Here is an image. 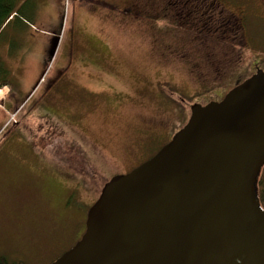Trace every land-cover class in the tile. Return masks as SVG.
<instances>
[{
    "label": "rangeland",
    "instance_id": "rangeland-1",
    "mask_svg": "<svg viewBox=\"0 0 264 264\" xmlns=\"http://www.w3.org/2000/svg\"><path fill=\"white\" fill-rule=\"evenodd\" d=\"M38 1L37 12L46 13L35 21L38 32L14 35L11 24L0 37V45L11 35L17 41L4 50L14 91L0 93V259L10 264L59 258L81 238L103 184L136 163L142 138L155 136L145 159L170 140L193 103L219 100L237 81L264 69V0H208L198 20V9L180 7L183 15L169 0ZM33 2L18 6L31 11ZM17 19V29L26 26ZM219 24L220 44H203L202 33L217 32ZM202 52L217 63L228 55L232 64L207 71L210 61ZM68 63L71 72L42 110L20 108L31 95L37 100Z\"/></svg>",
    "mask_w": 264,
    "mask_h": 264
},
{
    "label": "water",
    "instance_id": "water-1",
    "mask_svg": "<svg viewBox=\"0 0 264 264\" xmlns=\"http://www.w3.org/2000/svg\"><path fill=\"white\" fill-rule=\"evenodd\" d=\"M189 110L153 157L103 185L51 264H264V71Z\"/></svg>",
    "mask_w": 264,
    "mask_h": 264
},
{
    "label": "trees",
    "instance_id": "trees-1",
    "mask_svg": "<svg viewBox=\"0 0 264 264\" xmlns=\"http://www.w3.org/2000/svg\"><path fill=\"white\" fill-rule=\"evenodd\" d=\"M197 1H199V2H202V1H204V0H197ZM208 0H206V2H207ZM20 3V0H0V28L2 27V25H4V23L8 20V18L13 14V13H16V17H18V18H21V20H23V21H30L31 19H32V17H33V15L31 14V11H29L27 8H22V6H20L19 8L17 7V4H19ZM30 7V6H29ZM17 9V11L15 12V10ZM192 9H195V8H192ZM178 10V12L181 14H183L184 15V13L182 12V10H181V8L180 9H177ZM198 14H197V17H194L193 16V18H195V19H200V18H203L204 17V11L201 9V8H198ZM211 17V16H210ZM188 18V17H187ZM175 19H177V16L175 15ZM197 19V20H198ZM180 21H184L185 22V18L184 19H179ZM196 20V21H197ZM211 20L214 22L215 21V19L214 18H212L211 17ZM158 21H165V19L164 18H162V19H159ZM172 24L173 25H175V23L174 22H172ZM15 25H16V22H15ZM21 28V27H20ZM218 28H219V30L216 32L215 30H213V31H205L204 33H202L203 34V38L202 39H200V41H203V44L204 43H209V44H213V45H215V44H220L219 42H220V40H222L223 39V37H222V34L224 33V32H222L223 31V27H222V25H220L219 24V26H218ZM221 28H222V30H221ZM22 29V28H21ZM222 33H221V32ZM57 33V32H56ZM59 34V33H58ZM1 36H3V34H1L0 33V37ZM56 36H57V34H56ZM234 36H236L235 38H238L239 36H241L238 32H237V30L234 32ZM57 37H53L52 38V41L49 43V47H48V58L49 57H51L52 55H53V52H54V50H55V47H56V44H57ZM196 42V41H195ZM240 42H241V40H238V44H235V46L236 45H240ZM17 43H16V40H14V38H12V39H8V40H5L1 45H0V89H2L3 87H7L9 90H10V92L11 91H14V86H13V84H12V81H11V79H10V76L8 75V62H7V60H6V55H5V52H4V50H6V49H8V50H11V48L14 46V48H15V45H16ZM183 44H186V41H183ZM5 48V49H4ZM4 49V50H3ZM1 50H2V52H4V55H2V53H1ZM231 50V49H230ZM203 53V52H202ZM210 54H212V53H210ZM209 54V52H204L203 53V58H204V61L206 62V61H210V62H206V70L207 71H209V70H212V71H215V72H218L220 69L219 68H224V69H227L228 68V66L227 65H229V64H232V61L231 60H229V58H228V55H225L224 56V58H225V62L224 63H221V62H218L217 63V61H216V58L214 57L213 59L212 58H209L210 55ZM230 54V53H229ZM72 53L71 54H69V56H68V58H70V60H71V57H72ZM198 55H201V54H198ZM230 56V55H229ZM199 59H201L202 58V56H197ZM216 57L217 58H219V56L216 54ZM75 58V57H74ZM50 60V59H49ZM49 60H47V62L49 61ZM76 61H77V59H76ZM75 61V62H76ZM231 61V63H227V62H230ZM70 62V61H69ZM203 62V61H202ZM204 62V63H205ZM225 63H227V65H225ZM234 63V62H233ZM69 64V63H68ZM72 65L71 64H69V65H67V67H66V65H65V69H64V71H62L61 72V74H60V76L57 78V79H55L53 82H51L47 87H46V89H45V91L42 93V95L37 99V100H34V101H31V98H32V95L31 96H29L28 98H27V101L24 103V105L22 106V107H20L19 105H18V107H20L21 109L23 108H25V106L28 104L29 106H30V108H27L26 109V112L27 113H29V112H32V111H35V110H42L44 107V105H45V102L46 101H48V99L47 98H49V96L50 95H52V94H54L55 92H56V90L59 88V85L61 84V82H62V80H63V77H67V75H69V73L71 72L70 71V67H71ZM84 67V66H83ZM69 69V70H68ZM78 69H79V66H78ZM198 72H201V71H198ZM214 72V73H215ZM202 79H204V78H202ZM196 81H197V79H196ZM78 88H82L81 86H78ZM31 101V102H30ZM19 108V109H20ZM20 109V110H21ZM87 110H91V109H89V108H86ZM61 115H63V114H61ZM63 116H65V115H63ZM48 122H50L51 120L50 119H52V117L51 116H48ZM65 118L66 119H68L69 118V116L67 115V116H65ZM75 120L78 122V120L79 119H77V118H75ZM70 122V121H69ZM75 121H73L72 123H74ZM79 123V122H78ZM79 124H84L83 122L82 123H79ZM13 127H17V126H13ZM17 129H18V127H17ZM17 137L19 138V142H25L28 146H29V148H30V152H31V154L33 155L34 154V152H33V148L32 147H30V144H28V142L26 141V138L24 137V136H22L21 135V133H20V130L18 129L17 130ZM152 136V135H151ZM154 137L155 136H153L152 137V139H150L149 141H143L142 143H140L141 145H142V148H143V151L144 152H146V150H147V146L148 145H150L152 142H153V140H154ZM146 142H147V144H146ZM35 157H37V156H35ZM77 187H79V183L77 184ZM0 264H10L8 261H7V259H5L4 257H1V259H0ZM12 264H22V262H17V263H12Z\"/></svg>",
    "mask_w": 264,
    "mask_h": 264
},
{
    "label": "flooded vegetation",
    "instance_id": "flooded-vegetation-1",
    "mask_svg": "<svg viewBox=\"0 0 264 264\" xmlns=\"http://www.w3.org/2000/svg\"><path fill=\"white\" fill-rule=\"evenodd\" d=\"M221 1V0H220ZM202 2H206V1H202ZM202 2H199L197 0H169V5L170 6H174L176 5L178 9L181 8H186V7H190V8H195L198 9L202 8V10H208L205 9L206 6H204V4H201ZM200 4V6H196L197 4ZM260 69V68H259ZM264 70V69H262ZM142 141H144V139L142 138ZM145 152H141V155L137 156V152L135 153V161L136 162L132 168L128 169L127 171H125L124 173H128L129 171H131L133 168L137 167L138 165H140L142 162L146 161L147 159H149L151 156L144 158ZM257 196H258V202H259V206L261 208V210L264 212V166L262 167L259 177H258V183H257Z\"/></svg>",
    "mask_w": 264,
    "mask_h": 264
},
{
    "label": "crops",
    "instance_id": "crops-1",
    "mask_svg": "<svg viewBox=\"0 0 264 264\" xmlns=\"http://www.w3.org/2000/svg\"><path fill=\"white\" fill-rule=\"evenodd\" d=\"M27 1V0H26ZM110 1H112V0H110ZM64 2V1H63ZM26 3V2H25ZM36 3V7L34 8V7H32L31 8V5H30V7H28L29 9H32L31 10V14L33 15V17H32V21L34 22V24L36 25V23H35V21L37 22V19L38 20H44V17L43 16H45V14H39L38 12H37V10H38V6L40 5V3H39V1L38 0H34V2L32 3V4H35ZM48 6H49V3H48ZM48 8V7H47ZM30 11V10H29ZM18 19H16L15 21H17ZM14 21V20H13ZM29 21V20H28ZM23 22H25V21H23ZM99 22V21H98ZM17 23V22H16ZM97 24V23H96ZM15 25V24H14ZM13 25V26H14ZM12 32H14V35H20V36H28V35H30L31 33H33V31L32 30H30V28L27 26H24V27H22V29L21 28H19V29H17L16 28V25H15V29H13L12 28ZM14 35H11L10 37H11V39L13 38V36ZM9 38H6L5 40H8ZM14 40H16V39H14ZM104 41H106V36L104 35ZM31 42V41H30ZM16 43H17V41H16ZM27 47V46H26ZM81 47H79V49H78V54L81 56V55H83L84 53H85V51H83V50H81L80 49ZM5 49V48H4ZM3 49V50H4ZM2 55H4V52H2ZM76 59H77V61H79L80 59L78 58V57H76ZM78 66H80V64H78ZM37 69H38V67H35V68H32V74H36V72H37ZM3 89H5V90H7V88L6 87H3Z\"/></svg>",
    "mask_w": 264,
    "mask_h": 264
},
{
    "label": "bare ground",
    "instance_id": "bare-ground-1",
    "mask_svg": "<svg viewBox=\"0 0 264 264\" xmlns=\"http://www.w3.org/2000/svg\"><path fill=\"white\" fill-rule=\"evenodd\" d=\"M2 90H0V93H1ZM1 98V97H0Z\"/></svg>",
    "mask_w": 264,
    "mask_h": 264
}]
</instances>
